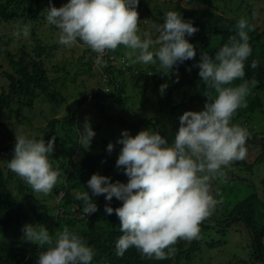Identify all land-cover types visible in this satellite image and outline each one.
Here are the masks:
<instances>
[{
    "label": "trees",
    "instance_id": "16d2710c",
    "mask_svg": "<svg viewBox=\"0 0 264 264\" xmlns=\"http://www.w3.org/2000/svg\"><path fill=\"white\" fill-rule=\"evenodd\" d=\"M156 2L140 0L138 4L141 36L147 31L155 40L153 25L160 24L167 11L180 12L199 28L188 38L196 57L169 73L158 64L125 60L127 50L123 47L107 54V67L98 68L94 63L96 54L86 47H81L85 51L76 59L55 60L58 46L52 36L58 30L46 21L49 0H0V264H37L44 249L23 238L25 224L43 225L53 239L67 226L93 248L92 264H192L200 256L202 246L221 250L226 234L239 225L246 234L247 260L264 264V22L261 27L254 18V6H258L255 3L264 0H161V7ZM249 2L253 3L251 9ZM65 3L67 0H51L56 8ZM241 17L252 26L248 33L252 51L244 62V79L250 82V93L246 97L247 107L238 109L232 122L248 129L250 138L246 144L255 154L253 162L249 164L246 159L233 162L224 169V178L212 182V194L222 202L200 224L198 238L178 239L171 246L174 249L171 258H149L134 247L118 257L115 241L122 235L120 222L115 213H104V196L92 197L98 211L86 219L82 218L83 202L77 197L88 191L86 182L92 174L122 183H127V177L116 168L117 159L106 151L107 146L99 148L100 145L93 144L94 139L89 147L79 142L77 130L87 120H80L81 110L88 108L93 117L118 123L128 130L151 128L171 142L179 127V116L186 111H202L211 92L194 66L201 51L214 56L235 34ZM215 39L220 42L211 48ZM257 48L259 57L255 53ZM86 53L90 54L88 59L84 57ZM253 60L258 64L256 68L251 67ZM82 76L91 80L77 83ZM241 82L235 80L231 86ZM163 84L167 88L161 94L159 88ZM71 87L81 89V97L67 103L63 91ZM62 88L65 89L61 91ZM88 94L91 99L83 107ZM131 101L144 111L135 121L128 124L121 116L106 117V105L122 111ZM58 102L67 105V113L62 117H51L43 111L44 106ZM100 126L94 130L92 126V130L97 133ZM20 132L42 138L45 143L55 137L51 162L60 177L52 193L40 201L37 193L7 168V161L13 156L15 134ZM110 206L115 209L121 202L113 198ZM235 259L227 256L226 260L211 259L206 264L248 263Z\"/></svg>",
    "mask_w": 264,
    "mask_h": 264
},
{
    "label": "clouds",
    "instance_id": "9594fccd",
    "mask_svg": "<svg viewBox=\"0 0 264 264\" xmlns=\"http://www.w3.org/2000/svg\"><path fill=\"white\" fill-rule=\"evenodd\" d=\"M140 0H67L56 8L49 0L46 21L58 30V43L66 47H86L95 53V65L107 67V54L118 47L126 49L125 60L138 64H158L167 73L197 53L189 42L199 28L185 20L180 12L167 11L162 22L154 24L153 40L139 34ZM236 32L220 46L214 56L201 51L198 76L211 90L203 110L186 111L179 116V127L171 142L152 129L141 130L134 137L127 130L116 141L122 145L116 168L123 170L127 183L111 182V177L92 174L86 182L88 191L78 195L84 219L97 213L92 197L104 196V213H115L120 232L115 254L123 257L131 247L156 260L172 257L171 247L178 239L198 238L200 224L222 201L214 198L213 181L224 178V169L247 156L250 133L233 123L240 108L247 107L250 82L245 80V61L251 55L248 33L252 26L241 17ZM112 60V57L109 58ZM258 66L255 60L251 67ZM242 81L231 86L233 81ZM254 84L255 82H251ZM167 88H159L161 94ZM214 93V95L212 94ZM79 142L90 146L95 132L86 120L77 130ZM55 137L47 143L23 132L15 134L13 156L7 168L36 193L49 195L60 172L52 165ZM109 143L106 151L111 153ZM90 193V194H89ZM115 198L121 206L113 208ZM23 238L42 247L37 264H92V247L67 226L55 239L43 225L25 224ZM167 249V251H165Z\"/></svg>",
    "mask_w": 264,
    "mask_h": 264
},
{
    "label": "rangeland",
    "instance_id": "374dc122",
    "mask_svg": "<svg viewBox=\"0 0 264 264\" xmlns=\"http://www.w3.org/2000/svg\"><path fill=\"white\" fill-rule=\"evenodd\" d=\"M156 1H157L156 2L157 4H160V7L163 6V3L161 2V0H156ZM251 4L253 3L252 2L248 3V7L250 9L252 8ZM255 4L258 5V6H254L255 11H256L254 15L255 24L261 25L262 27V24L264 22V2L262 3L256 2ZM170 7H172V4H170ZM144 33H147V31H145ZM46 36L49 37L48 34H46ZM52 40H53V43H55L58 46L57 50L54 52L56 55V57L54 58L55 60H64V59H71V58L76 59L80 57L81 55H83L85 51V48H81L79 46L66 47V46L60 45L58 43V33L57 32L53 33ZM219 42L220 40L215 39L211 44V48L216 47ZM255 53L259 57L258 48L255 50ZM89 56H90L89 53L84 54V57L86 59H88ZM128 60L132 61V59H128ZM118 64H119V61L117 60L116 65L118 66ZM82 80L90 81L91 78H88L87 76H82L81 78L77 80V83H79ZM64 89L65 88H62L61 91H63ZM72 90L73 92L71 93ZM63 94L66 96L65 99L67 100V103H69L72 101V99L81 97V89L71 87L69 91H63ZM91 96H92L91 94H88V99L83 107L87 106V104L89 103V100L91 99ZM202 98H206V96H202ZM37 111L39 112L38 107H37ZM43 111H45V113H47L51 117H62L64 114L67 113V105L58 102L52 105L44 106ZM120 111L121 110L114 108V106H111V107H109V105L105 106L106 117H111V116L120 117L121 116V118L123 117L122 119L127 121L128 124L130 123V121H135L136 119L141 117L142 114H144V111H142V109L139 108V106L132 105V101L130 102V105L126 109L122 110L121 112ZM80 113H81L80 120L82 118H86L88 121H91L90 125H91V128L93 126V130L97 125H101L97 133H95V136L93 138L94 141L92 142L95 145H100L99 148H102L104 145L107 146L109 143H112L114 145V148H113V151L111 152V155L114 156L116 159L118 158L120 148L122 147V145L117 144L116 141L120 138V133L123 130L129 131V133L134 137L141 130L151 129V128L143 126V127L138 128L137 130H128L127 127L124 128L120 126L118 123L107 122L101 119L99 120L96 117H93L92 112L88 108L82 109ZM1 139L2 138L0 137V140ZM4 143H5V140H4ZM246 147H247V156L245 159L250 164L253 162L255 158V154L252 151L251 146L246 144ZM45 197H47V195L37 193V199L39 201ZM39 201H38V204H39ZM214 240L216 239L214 238ZM245 241H246V234L243 233L239 225H236L232 227L230 231L226 234L225 240L223 241L224 246H222L221 250H219V247L207 248L206 246H202V249L200 251V256L194 259L192 264H201V262L202 264H206V262H208L211 259H214L215 261L216 260L222 261V260H226L227 256L229 257L235 256L236 261H247L248 263L246 264H252L247 260L248 250L245 247L246 246Z\"/></svg>",
    "mask_w": 264,
    "mask_h": 264
}]
</instances>
